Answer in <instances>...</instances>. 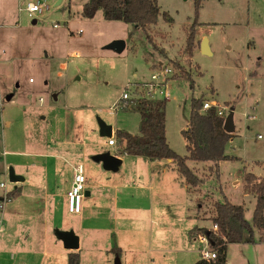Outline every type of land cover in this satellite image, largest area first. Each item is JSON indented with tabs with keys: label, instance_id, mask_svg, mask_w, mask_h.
Segmentation results:
<instances>
[{
	"label": "rangeland",
	"instance_id": "1",
	"mask_svg": "<svg viewBox=\"0 0 264 264\" xmlns=\"http://www.w3.org/2000/svg\"><path fill=\"white\" fill-rule=\"evenodd\" d=\"M29 1L44 4L32 18L18 12ZM156 1V24L146 30L150 43L140 27L106 21L100 10L91 19L83 18L87 0H0V178L8 179L12 170L23 179L21 193L6 205L0 264H37L41 253L51 264H67L57 231L85 239L77 249L79 264H113L114 246L121 249L120 264H194L210 248L190 239L189 231L211 230L213 202L241 205L251 222L255 200L243 174L264 176V0H199L192 52H184V46L196 0ZM163 14L172 21L166 23ZM202 39L209 56L200 53ZM114 40L125 44L120 54L104 49ZM171 62L180 66L179 74L192 78L193 88L185 78H171L177 71ZM163 67L171 70L165 80L169 147L187 156L181 131L188 123L190 100L202 98L224 110L225 118L233 113L234 133L225 145V154L233 159L220 162L217 172L211 164L187 160L198 187L187 188L174 168L178 189L162 181L149 201V192L140 188L146 182L144 170L133 157L125 156L116 171L96 173L91 158L70 160L73 166L82 165L84 176L89 170L91 195L84 196L75 215L67 212L59 195L49 202L45 191L51 165L63 164L55 154L64 156L69 142L91 144V135L106 148L97 119L113 130L137 134L138 112L123 102L119 110L112 106L130 86L150 84L151 75ZM62 168L61 188L73 175L72 169ZM87 204L92 206L85 211ZM98 237L103 240L92 249L90 243ZM246 240L244 235L242 243L226 246V264H264V243Z\"/></svg>",
	"mask_w": 264,
	"mask_h": 264
},
{
	"label": "trees",
	"instance_id": "2",
	"mask_svg": "<svg viewBox=\"0 0 264 264\" xmlns=\"http://www.w3.org/2000/svg\"><path fill=\"white\" fill-rule=\"evenodd\" d=\"M199 5L200 1L196 0L194 2V18L187 30L184 52H192L195 45L194 29L197 25L196 17ZM99 10L106 21H119L140 27L146 35V39L151 43V37L146 30L148 26L156 24L159 15L156 0H87L82 5L81 16L91 19ZM163 17L166 23L172 21L166 14H163ZM153 50L158 51V48L153 45ZM158 52L163 58H166L165 51L160 49ZM171 63L177 70L174 71L171 78H185L193 88L192 78L183 71L179 74L180 66L175 62ZM204 102L207 101L202 98L190 100L188 123L186 128L181 131L187 152V156L184 157L177 155L169 147L165 137L166 100H148L140 97L126 103L129 108L139 114L138 133L131 135L125 131H116V140L120 145L123 143L118 148L117 154L139 156L149 161H170L187 188L198 187L200 181L187 166V160L211 164L217 172L220 162L233 159L225 154V145L232 138V134L224 132V118L218 117L215 107L202 110ZM243 180L246 190L255 200L251 222L246 221L241 205L231 204L227 200L213 202L208 220L217 228V231L213 233L205 228H193L189 231V238L194 239L198 235H205L210 250L215 253V258L209 261L200 258L194 264H226V246L242 243L244 235L247 236V243H264V176L257 178L251 173H244ZM16 192L18 189H13V195ZM110 252L115 256L120 255V250L116 246L112 247ZM67 264H79L77 252H69Z\"/></svg>",
	"mask_w": 264,
	"mask_h": 264
},
{
	"label": "crops",
	"instance_id": "3",
	"mask_svg": "<svg viewBox=\"0 0 264 264\" xmlns=\"http://www.w3.org/2000/svg\"><path fill=\"white\" fill-rule=\"evenodd\" d=\"M59 1L60 0H57L56 4H58ZM131 85H133V84H131ZM141 87H143V86H141ZM141 87H138V88H141ZM129 88H130L129 90L126 89V90H124V92L125 91H132V89H135L136 87H131L130 86ZM53 97H55V96H53ZM121 97H122V95H121ZM39 99H41V98H39ZM121 102H123V104H126V102L128 103V101H124L121 98L119 103L116 102L112 106V110H119L121 108V106H122V105L120 106V103ZM11 103H13V102H11ZM122 108H123V106H122ZM104 123L107 125L106 122H104ZM89 130L92 131L93 130V127H91V128L88 127V131ZM88 131H86L87 133L84 134L86 137H88V134H89ZM116 131H118V130H113L111 128V136L112 137H115ZM233 133H232V135H233ZM131 135H135V134H131ZM90 137L92 139L91 144H88L87 145V142L85 143V141L84 142L80 141L79 143L78 142H69L68 143V147L66 148V152H65V155L64 156L55 154L54 157H56L58 160H61L63 164L60 165L59 162L58 163L57 162H54L51 165V169H52L53 173L49 177V181H48L49 188H47L46 191H45V197L47 199H49L48 200L49 202H52L53 201L54 196L59 195V197L64 198V202L66 204V197H65L66 196V192L69 190V188H70V186L72 184L75 167L78 166V165L82 166L80 163H77V162L81 161L82 158L88 157V159H90L92 156H95V155H97L99 153L109 152L111 155L115 156L116 158H118L120 160V164H119V166H120L122 164L123 160H124V157L125 156H130V155H125V154H123V155H118L117 154L118 148L121 147L123 145V143H121V145H120L118 143V141H117V144L115 146H109L107 144V141H108L109 138L101 137V138H106L107 139V141H106V148L101 149L100 148V143L98 141L95 142V139L92 137V135ZM77 143H78V146H77ZM35 155H37V154H35ZM131 157H133L134 158L133 161L137 162L138 165H141L142 170H144L143 175L145 176V179L144 180L146 182L143 181L140 184V185H142L140 188L141 189H146L149 192V194L147 196V200L148 201L152 197V193L151 192L157 186L163 185L164 181H170V183L168 184V187H170V188H177L178 189L177 183L175 182L176 181L175 180V177L173 175V174H175L173 172L174 171V166H173V164L170 161H167V160H154V161H149V160L144 159V158L139 157V156H131ZM70 160H74L73 161L74 163H75V161H77L76 162L77 164L73 166V164H70L69 163ZM92 162H93V166H91L90 168H92L95 173H96V171H98V169H100L102 172H111V171H105V170H103L100 163H96L94 161H92ZM222 162H224V161H222ZM60 166L61 167L63 166L62 169H64V170H66V169H72V172H73V175L70 174V176H68L67 182H65V184L62 186L63 188H61V185L59 184V168H60ZM87 167L89 169V165H87ZM84 177H86L85 179H87V186L85 185L84 196L85 197H90L91 192H92V189H93L92 188V181H93V179L90 176L89 170H88V175L87 176H84ZM43 178L47 182V177H46L45 174H44ZM162 181H163V183H161ZM22 183H23V181L20 182V183H17L16 186L13 187V189H18V192L14 193L13 198L21 193V191H22ZM50 186L52 188H50ZM115 187H116V185H115ZM182 187H183V185H182ZM91 206H92V204H87L85 206V211H87ZM151 217H154V214H151ZM153 219L151 218V220H150L151 223L154 224V225H157V223ZM202 228H206V227H202ZM37 231H39V229ZM77 237H78V247H79L81 244H83V242H85V239L83 237H81L80 235H77ZM35 240H37V237L36 238L34 237V241ZM101 240H103V238L98 237L97 239H95L94 241H92L90 243V247L92 249H96L95 246ZM59 243H60V246L62 248V249H59V250H63V252H67V257H68L69 252H77L78 255H79L80 250H78V251L77 250H75V251H68V250H65L63 248L62 243L60 241H59ZM57 246H58V244H57ZM119 250H120V253H121V249L120 248H119ZM41 254H42V258L39 261H37V264H51L50 261H45L44 260L45 254L44 253H41ZM11 256H12V254H11ZM79 263H80V261H79ZM52 264H55V262H53ZM121 264H128V262H123Z\"/></svg>",
	"mask_w": 264,
	"mask_h": 264
},
{
	"label": "built area",
	"instance_id": "4",
	"mask_svg": "<svg viewBox=\"0 0 264 264\" xmlns=\"http://www.w3.org/2000/svg\"><path fill=\"white\" fill-rule=\"evenodd\" d=\"M44 7V4L41 3H34V2H27L23 7L18 8V12H24L26 13L28 18L34 17L36 14L40 13L41 9ZM53 27H57V25H53ZM171 75V70L167 67H163L162 71L158 74H152L150 77L151 83L144 85L141 88H135L132 89V91H125L122 94V100L132 102L134 99H138L140 97H144L148 100H158L157 96H161V99L168 100L169 94L166 91L165 88V80L167 79V76ZM42 99H39L41 102ZM211 107H215L217 111V115L220 118L225 119V111L216 107L212 103L204 102L202 105V110H208ZM253 118V117H252ZM107 144L109 146H115V140L111 136L109 137ZM4 155V153H2ZM85 182L86 179L83 175V169L82 166L78 165L74 169V175H73V181L69 188V190L66 192V205H67V212L69 214L75 215L79 214L81 210V202L84 198V191H85ZM13 187L10 186V182L6 178H0V235L3 231L4 226V213L6 209V205L11 201L13 198ZM207 230V228H205ZM215 233L217 231V228L212 225L211 230ZM197 240L201 242H205L207 246L208 242L206 239V236L201 234L196 237ZM201 259L205 261H209L215 258V253L211 250L209 252L203 251L200 253Z\"/></svg>",
	"mask_w": 264,
	"mask_h": 264
},
{
	"label": "water",
	"instance_id": "5",
	"mask_svg": "<svg viewBox=\"0 0 264 264\" xmlns=\"http://www.w3.org/2000/svg\"><path fill=\"white\" fill-rule=\"evenodd\" d=\"M35 21H32L34 23ZM125 47V44L122 40H114L108 45L104 47V49L110 50L116 54H120ZM200 53L203 55H210L209 47L207 45V41L202 39L199 43ZM55 98V97H53ZM9 98L7 97L5 101H8ZM233 113L230 112L227 114L226 118L223 122V130L228 134H232L234 132V125H233ZM97 126L99 135L101 137L109 138L111 137V127L106 125L100 119H97ZM91 160L100 163L101 167L105 171H116L120 160L115 156L111 155L109 152L99 153L95 156L91 157ZM8 181L13 184H17L23 181V179L19 176L13 174L12 170H9L8 174ZM56 236L58 240L62 243V246L65 250L68 251H75L78 249V238L75 236L71 231H57ZM113 264H120L118 256L115 257Z\"/></svg>",
	"mask_w": 264,
	"mask_h": 264
}]
</instances>
